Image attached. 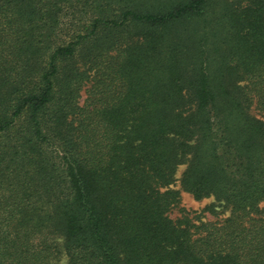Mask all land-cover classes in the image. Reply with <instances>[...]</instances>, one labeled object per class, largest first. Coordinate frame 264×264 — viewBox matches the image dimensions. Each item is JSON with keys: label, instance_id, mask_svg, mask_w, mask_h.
I'll return each instance as SVG.
<instances>
[{"label": "trees", "instance_id": "1", "mask_svg": "<svg viewBox=\"0 0 264 264\" xmlns=\"http://www.w3.org/2000/svg\"><path fill=\"white\" fill-rule=\"evenodd\" d=\"M251 106L264 0H0V264H264Z\"/></svg>", "mask_w": 264, "mask_h": 264}, {"label": "rangeland", "instance_id": "2", "mask_svg": "<svg viewBox=\"0 0 264 264\" xmlns=\"http://www.w3.org/2000/svg\"><path fill=\"white\" fill-rule=\"evenodd\" d=\"M85 98V94L82 93L79 99V105L84 102ZM249 113L264 122V115L259 113L255 106L250 107ZM184 169V165L180 166L175 175L176 182L172 186V189L179 192V200L178 204L175 205L169 212V218H171L172 220H176L181 216L182 210L189 213L190 216H195L199 220L203 221H213L215 219L211 214V210L217 211V214L221 213L222 215L226 216L228 211L224 210V208L222 207L224 206L222 202H217L213 198H203L201 200H196L191 194H188L181 189L179 180ZM261 207L264 210V203L261 204ZM61 264H65L64 259L61 260Z\"/></svg>", "mask_w": 264, "mask_h": 264}]
</instances>
